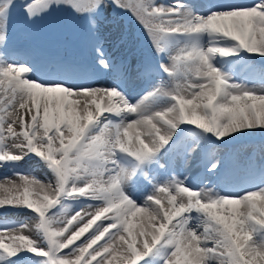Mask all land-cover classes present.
I'll return each instance as SVG.
<instances>
[{
	"label": "snow or ice",
	"instance_id": "obj_1",
	"mask_svg": "<svg viewBox=\"0 0 264 264\" xmlns=\"http://www.w3.org/2000/svg\"><path fill=\"white\" fill-rule=\"evenodd\" d=\"M60 13L91 59L13 43ZM0 168V264H264V0H0Z\"/></svg>",
	"mask_w": 264,
	"mask_h": 264
},
{
	"label": "rangeland",
	"instance_id": "obj_2",
	"mask_svg": "<svg viewBox=\"0 0 264 264\" xmlns=\"http://www.w3.org/2000/svg\"><path fill=\"white\" fill-rule=\"evenodd\" d=\"M197 2L207 3L209 2V0H197ZM74 22L79 24L80 29L82 28L85 33L86 29L83 25V22L68 20L63 15V13L57 14L54 17H46L43 21L33 27V39L31 41L25 39L23 26L18 23L16 25V32L13 36V43L22 50H28L29 48H39L43 51V54H51L55 50L65 49L66 52L76 58L77 49L74 46L73 42L69 40V37L72 36L71 33H73L71 29H74L72 27ZM124 23H127L128 26L123 25ZM117 25H119L120 27H117ZM64 31H66L67 34L64 38H62V34L64 33ZM101 32L104 39L107 40V43L109 42L111 45L113 42V45L111 46L113 49L112 53H116L114 57L117 61H119L126 55L130 57L137 55L138 48L133 49L131 47L129 37H140L141 32L134 23L133 25H131L128 18L125 17V20H119L114 13H110L107 20H105L102 24ZM77 41L80 42V40ZM244 147H247V145H245ZM250 150L251 149L249 148V151ZM25 167H35L34 162H27ZM197 171L198 167H196L195 165L194 167H192V169H189L190 173ZM37 174H39V176H42L43 171L39 170ZM5 175H7L9 178L12 177V173L10 171L0 168V179H3ZM20 218L21 214L16 213H10L7 216V219L9 220H18Z\"/></svg>",
	"mask_w": 264,
	"mask_h": 264
},
{
	"label": "bare ground",
	"instance_id": "obj_3",
	"mask_svg": "<svg viewBox=\"0 0 264 264\" xmlns=\"http://www.w3.org/2000/svg\"><path fill=\"white\" fill-rule=\"evenodd\" d=\"M251 1L252 0H220V1H215V2H237V3H251ZM106 40V39H105ZM113 45V42H112V44L110 45V43L108 42L107 43V40L105 41V48L109 51V53L114 57V55L116 54V53H112V51H113V49H112V46ZM114 46H115V44H114ZM118 49V48H117ZM116 50V49H115ZM120 53V52H119ZM124 53V52H123ZM138 54V53H137ZM122 55V54H121ZM66 58L67 59H69V60H71L70 58H69V56L67 55L66 56ZM115 58V57H114ZM90 59V58H89ZM96 79H98V80H100L101 82H103L105 79H107V77H104V76H99V77H96ZM194 163L190 166V167H188V168H186V169H183V171H184V174L185 175H189V174H191V175H196V174H198L199 172H192V173H190L189 172V169H192V167H194ZM199 169V168H198ZM38 176H39V174H37Z\"/></svg>",
	"mask_w": 264,
	"mask_h": 264
}]
</instances>
